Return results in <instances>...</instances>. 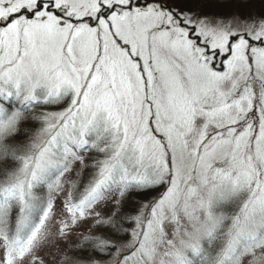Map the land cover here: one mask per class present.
<instances>
[{
  "label": "snow or ice",
  "instance_id": "6c2138e0",
  "mask_svg": "<svg viewBox=\"0 0 264 264\" xmlns=\"http://www.w3.org/2000/svg\"><path fill=\"white\" fill-rule=\"evenodd\" d=\"M0 264H264V0H0Z\"/></svg>",
  "mask_w": 264,
  "mask_h": 264
}]
</instances>
